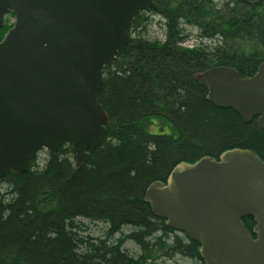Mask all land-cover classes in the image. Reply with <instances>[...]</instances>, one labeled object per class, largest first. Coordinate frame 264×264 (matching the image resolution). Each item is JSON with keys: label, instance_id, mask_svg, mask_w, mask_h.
I'll return each instance as SVG.
<instances>
[{"label": "trees", "instance_id": "1", "mask_svg": "<svg viewBox=\"0 0 264 264\" xmlns=\"http://www.w3.org/2000/svg\"><path fill=\"white\" fill-rule=\"evenodd\" d=\"M138 14L128 47L105 67L99 101L108 115L102 143L75 169L66 142L25 173L0 180V264H204L200 244L166 226L145 201L181 162L235 148L264 160V131L207 99L197 76L216 67L253 76L264 62V1L156 0ZM157 24L164 39L151 38ZM7 16L0 40L13 26ZM191 37L196 43L183 44ZM41 152V151H40ZM39 152V153H40ZM83 221L102 224L88 234ZM252 230L254 219H243ZM137 247V252L127 248Z\"/></svg>", "mask_w": 264, "mask_h": 264}, {"label": "water", "instance_id": "2", "mask_svg": "<svg viewBox=\"0 0 264 264\" xmlns=\"http://www.w3.org/2000/svg\"><path fill=\"white\" fill-rule=\"evenodd\" d=\"M256 5L264 0H242ZM156 0H0V180L66 142L81 169L106 135L104 69ZM207 99L264 131V62L251 77L216 66L197 76ZM154 216L200 244L204 264H264V160L235 148L177 164L145 195ZM252 217L249 230L243 219Z\"/></svg>", "mask_w": 264, "mask_h": 264}, {"label": "rangeland", "instance_id": "3", "mask_svg": "<svg viewBox=\"0 0 264 264\" xmlns=\"http://www.w3.org/2000/svg\"><path fill=\"white\" fill-rule=\"evenodd\" d=\"M155 24L151 27L150 29V36L151 38H158V39H164V34L163 31L160 30L159 25L157 22L160 20L158 17H155ZM196 43L194 37L189 38L183 46L185 47H191ZM38 159L40 163L43 162L45 159V152H40L38 154ZM85 225L87 226L88 234L92 236H101L103 235V231H105V228L102 224L98 223H90L88 221H83ZM127 248H129L132 252H137V247L133 244H128ZM158 264H193L192 261L186 259V258H181V257H176L174 260H167V259H162L158 262Z\"/></svg>", "mask_w": 264, "mask_h": 264}]
</instances>
